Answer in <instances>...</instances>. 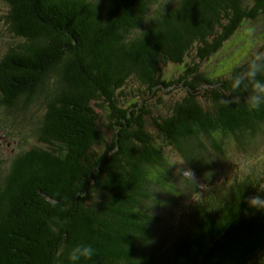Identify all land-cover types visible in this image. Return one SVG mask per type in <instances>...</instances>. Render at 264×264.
Here are the masks:
<instances>
[{"label":"trees","instance_id":"16d2710c","mask_svg":"<svg viewBox=\"0 0 264 264\" xmlns=\"http://www.w3.org/2000/svg\"><path fill=\"white\" fill-rule=\"evenodd\" d=\"M2 1L15 40L0 104L46 111L38 144L0 171V264H72L77 244L96 253L78 264H264V211L246 203L264 176L207 191L178 232L159 211L175 194L167 147L206 177L226 143L243 151L264 136V107L221 103L250 91L231 88L246 61L222 76L202 67L255 37L245 28L258 29L264 0Z\"/></svg>","mask_w":264,"mask_h":264},{"label":"rangeland","instance_id":"374dc122","mask_svg":"<svg viewBox=\"0 0 264 264\" xmlns=\"http://www.w3.org/2000/svg\"><path fill=\"white\" fill-rule=\"evenodd\" d=\"M161 2H171L173 0H159ZM8 11L7 5L0 0V59L7 50L9 42L14 41L9 32L6 23L5 15ZM264 19L258 22V29L255 25L250 27L255 28V37L252 40L246 38L245 41L234 39L230 40L219 54L214 55L206 62L202 63V67L206 70H211L210 74H226L240 62L247 60L250 52L255 48L259 49L262 44L261 36L264 31ZM247 29V28H245ZM252 43V44H251ZM183 66L169 65L165 68L167 77H176L181 74ZM177 90L170 96L165 97L171 99ZM177 93H180L179 91ZM46 111L44 101H38L34 106L21 113L9 112L0 104V171L4 172L10 164V161L17 155L21 154L31 147L38 144L37 137L34 134L36 121L41 119ZM209 151L215 152L214 147L207 142ZM167 157L172 165L174 173L175 188L172 192L175 194L170 196L168 201L160 207L159 211L166 224L174 231L178 232L187 225V221L191 215L194 202L202 198V195L212 189H220L223 186L234 182V180L242 178L240 165L244 160H247L253 169V174L259 177L264 176V136L256 140L246 149L239 150L232 143H226L223 155L214 154L212 160L217 164L212 171L206 173V177H200L186 162L182 156L173 148L165 149ZM187 167L194 173L195 183L191 179L181 178L176 175L177 168ZM194 185H207V190L198 188L199 191H194L190 183ZM194 187V186H193ZM198 187V186H197ZM182 191L178 196L176 192ZM185 193V194H184Z\"/></svg>","mask_w":264,"mask_h":264},{"label":"clouds","instance_id":"9594fccd","mask_svg":"<svg viewBox=\"0 0 264 264\" xmlns=\"http://www.w3.org/2000/svg\"><path fill=\"white\" fill-rule=\"evenodd\" d=\"M148 20H145L147 22ZM245 34L248 37L254 35L251 27L247 28ZM264 76V50L253 49L247 57L246 68L243 71L235 73L231 78V88L238 91L242 87L250 89L248 94L243 98L240 96H231L223 99L221 103L228 104H244L249 111H259L264 107V79L258 77ZM241 175L244 177L251 176L253 169L247 160L240 165ZM181 178L191 179L195 183L194 173L187 167L177 168L176 175ZM207 190V185H197ZM258 192L256 195L247 198L246 203L252 209L264 211V183L257 184ZM95 249L88 244H77L73 246L68 253V260L72 264H78L82 259H92L95 256Z\"/></svg>","mask_w":264,"mask_h":264}]
</instances>
